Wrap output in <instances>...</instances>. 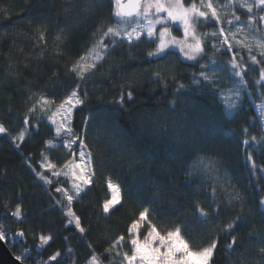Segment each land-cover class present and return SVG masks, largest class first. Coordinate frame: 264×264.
<instances>
[{"label":"trees","instance_id":"obj_1","mask_svg":"<svg viewBox=\"0 0 264 264\" xmlns=\"http://www.w3.org/2000/svg\"><path fill=\"white\" fill-rule=\"evenodd\" d=\"M222 1L212 0L217 7ZM183 2L188 6L193 0ZM194 2L206 10L200 0ZM113 11V0H72L70 5L0 0V124L7 129L0 135V224L15 234L23 231L26 246L42 264H89L93 255L101 264H121L117 252L131 254L128 243L105 250L121 235L127 240L128 227L148 208V219L162 233L179 225L194 248L216 240L210 264H264L259 251L264 247V128L257 108L264 101V83H256L264 57L257 56L253 66L241 57L244 51H228L214 38L205 41L202 57L189 62L174 50L149 56L157 40L129 44L116 38L104 60L81 80L69 69L91 48L97 28L106 31L113 24ZM246 13L236 11L241 18ZM216 28L212 20L204 26L208 32ZM233 57L246 85L234 75ZM232 86H243V96L229 115L221 95ZM73 89L85 102L74 110L72 127L92 153L95 175L68 205L55 191L67 188L66 182L59 178L57 183L40 165L46 156L59 170L71 156L46 144L61 137L46 114L28 109L41 95L59 103ZM22 130L20 141L15 137ZM38 172L53 183L46 184ZM109 180L119 185L122 200L105 213ZM230 193H239V199L229 203ZM17 207L19 219L11 215ZM69 207L80 217L83 233L69 223ZM41 235L52 239L41 246ZM233 236L237 243L228 249ZM56 252L57 261H49Z\"/></svg>","mask_w":264,"mask_h":264},{"label":"snow or ice","instance_id":"obj_2","mask_svg":"<svg viewBox=\"0 0 264 264\" xmlns=\"http://www.w3.org/2000/svg\"><path fill=\"white\" fill-rule=\"evenodd\" d=\"M67 4H72V0H65ZM260 5H264V0H258ZM114 11L113 17L116 19V24L107 27L106 31H102L101 28H97L100 32V36L95 40L92 47L89 48L84 55L80 56L75 63H73L69 69L70 72L75 73L77 77L81 80L86 78V75L94 71L104 59L109 48L117 43L116 38L122 35L126 36L129 42L135 38L139 41L141 38V31L137 28H133L131 32L121 31L120 25L125 22V18H130L132 16H147L154 9L156 14L166 13V17H160L156 21L149 22L146 27L147 36L152 38L155 35V25L162 24L166 25L170 20L173 23L179 22L183 29L184 39H177L171 34L169 27L165 26L159 30V43L157 44L156 50L154 52H149V56H160L166 52L170 46H176L179 51L183 53L188 60H197L202 57L205 53V46L203 43V37L197 35V25L203 22L212 20L216 23L220 22V17L217 14V9L213 6L212 0H207L205 4L204 0H200L203 7L207 8L208 11L201 10L194 0L188 6H185L183 0H113ZM241 7L245 5L241 4ZM142 9V11H141ZM69 9H66V11ZM247 11L250 13L252 11L251 6L247 7ZM210 14V15H209ZM239 20V17H236ZM261 19H264L262 17ZM231 23V21H229ZM95 35V33L93 34ZM213 36H221L222 40L219 44L226 45L228 50H231L233 45L229 42L228 36L225 34V29L220 28L219 33L213 32ZM40 39L44 40V32H40ZM57 40L60 39L59 36L56 37ZM213 47H216L214 44ZM260 47L264 48V43L260 44ZM252 60L254 63H259L256 57L253 56ZM205 67V65H201ZM231 68L233 69L234 75L239 78V85H246L247 81L244 79L243 72L237 70L239 65L235 63V57L231 62ZM199 76L203 78L204 81H209L210 77L204 71L199 73ZM264 81V71L260 72V80L256 83ZM198 82V81H197ZM79 86H77L78 88ZM180 87H183L181 85ZM87 93H84L86 97ZM127 96L129 99L132 97V93L128 92ZM239 87H234L228 90V94L224 97L223 103L227 111L232 112L239 107ZM84 99L81 97L77 89H73L71 93L65 97L62 101L57 103L54 99L48 98L44 95L39 96L35 103L28 109L29 113H36L37 109L41 113L47 115V119L55 126V132L57 137H69L70 139L64 140V146L71 149V146L79 140L80 146L86 147L83 139H80L75 130L72 127V113L73 110L84 104ZM121 103L123 102V96L121 97ZM55 106V107H53ZM261 118H264V106L260 108ZM59 117V119H57ZM25 124L29 123L28 118L24 120ZM7 129L0 124V133L6 132ZM246 131V130H245ZM26 134V130H22L16 139L23 141ZM255 141L256 137H252ZM245 144L248 143L247 140L244 141ZM46 144L49 147H55L52 141H47ZM76 153L73 152V156ZM251 160V156L248 157ZM200 166L205 168H211L210 164H205L204 161L199 162ZM41 168L51 172L52 177L59 178L63 176L71 184L70 188L63 186L56 187L55 191L61 193L64 198H66L68 205H71L74 198H77L81 191L85 189L90 183H92V178L95 175L92 166V153L80 151L79 152V162L76 159H69L63 165L59 166L53 163L48 157H43L41 162ZM252 168L255 169V163L252 164ZM38 176L46 184L53 183L52 179L42 173H37ZM57 183L59 180L57 179ZM108 189L111 193V198L106 200L103 204V211L108 213L113 210L118 204H120L122 197L120 194V187L118 184H113L111 180L107 181ZM239 199V193L228 194L229 203L233 200ZM59 203V201H57ZM264 203V201H262ZM200 215L203 217L208 216V212L204 209H200ZM71 219L69 223L74 222L75 227L80 230L81 233L84 232V228L81 227L80 217L68 208L66 213ZM13 217L20 218L21 212L20 208L17 207L14 212L11 213ZM149 209L145 208L139 213L138 219L133 220L128 227V238L126 240L124 235L119 236L112 246L106 249V252H111L112 249L120 247L122 248L125 243L130 245L129 252L122 253V264H210L214 251L217 248V241L213 240L209 245L194 248L188 239L182 234L181 227L177 225L174 230H168L162 233L151 220L148 219ZM146 225V231L141 234V229ZM226 228L231 230L234 228V222L229 223ZM16 236L21 239L24 238V232L18 231ZM6 233L3 230V226L0 225V241L6 240ZM52 239L51 236L41 235L39 237L40 245H47ZM237 243V238L232 237L231 243L228 245V249H232L233 245ZM264 253V247L259 250ZM121 253L117 252V255ZM60 256L59 252H56L49 257V261H57ZM25 257L17 256L18 261H22ZM89 264H100V261L95 255L92 256Z\"/></svg>","mask_w":264,"mask_h":264},{"label":"rangeland","instance_id":"obj_3","mask_svg":"<svg viewBox=\"0 0 264 264\" xmlns=\"http://www.w3.org/2000/svg\"><path fill=\"white\" fill-rule=\"evenodd\" d=\"M206 3H207V1L205 2V4ZM241 4L245 5V7H241ZM213 6L217 9V14L220 17V22L218 23V28H216L212 32L206 31L204 29V26L207 23V21H206V22H203V23L197 25V35L203 37V43H205L206 40L216 38L215 43L218 44L219 41L223 39V37H221L219 35L213 36L212 33L213 32L219 33V29L224 28L225 34L228 36L229 42L233 45V47L231 50H228L226 45H223V47L226 48L228 51H233L235 49H239V51H244V53L243 52L240 53L241 57L242 56L245 57L246 59H248L251 62L250 63L251 65L256 66V63L253 62L252 57L255 56L256 59L260 56L264 57V48L260 47V44L264 43V19H261L262 17H264V5H260L258 0H223L221 5H218V7L216 5H213ZM248 6H251V8H252V11L250 13L247 11ZM238 8H243L247 12L246 13L247 15H243L242 18L239 15H237L236 11ZM253 9L256 10V15L258 17H260L262 31L257 27V25H255V22H254L255 19L253 17V13H254ZM204 11H208V9L206 8V10H204ZM166 15H167L166 13L156 14L155 10L153 9L149 13L147 18H145V16L141 15V16H137L133 19H125V22L120 25L121 31H122V33L123 32H131L133 30V28H137V30L141 31L140 40L143 38H146L148 40H157L159 43V30L162 27L167 26V27H169L171 34L173 36H175L177 39H180V40L184 39L182 26L179 24V22L173 23L170 20L167 22L166 25L156 24L155 25V35L152 38H149L147 36V31L145 29H146L147 25L149 24V22L151 21L154 23L156 21V19H158L160 17H166ZM237 16L239 17V20L236 19ZM229 21H231V23H229ZM113 24H116V19L114 20ZM174 29H176L177 34L174 32ZM100 34L101 33L98 32L95 40L100 36ZM118 38L126 41L129 44L138 42L137 40H135V38H133V40L131 42H129L127 37L124 35H122L121 37H118ZM95 40H94V42H95ZM93 43H92V45H93ZM170 50H174V51L179 52L181 58L186 60V61H189V62L195 61V60L186 59L185 56L183 55V53H181L179 51V48L176 46H170L166 50V52L170 51ZM237 70H241V68H238ZM89 74H87L86 76H88ZM262 82L264 83V81H262ZM234 87H239V91H240L239 105H240V102H241V99L243 96V94H242L243 86H232L230 89H232ZM227 94H228V90L221 95L222 101ZM261 106H264V101H262L257 107L258 108V115L260 117L261 124L264 128V118H261V115H260ZM53 107H55V106H53ZM74 110H73V113H74ZM235 111L236 110H234L232 112H229V111H227V112L229 115H233L235 113ZM73 113H72V119H73ZM57 119H59V117H57ZM49 123L55 129V126L51 123V121H49ZM1 134H3V133H0V135ZM65 139H70V138L61 136V141H58L57 143L53 142V144L56 147L57 146L61 147L63 150H65L67 153H69L71 156V159H76L77 162H79V152L80 151H85L86 153L89 152L86 147L82 148L80 146L79 140H77V142L71 146V149L65 147L64 146V140ZM73 152L76 153L75 156H73ZM50 176L52 177V175H50ZM54 178H55V180L62 178L66 182L67 188L71 187L70 182L68 180H66L63 176H61L59 178H56V177H54ZM88 186H86L85 189ZM70 219L71 218L69 217V220ZM71 224H73L75 226L74 222H72ZM144 231H146V225L144 228L141 229V234H143ZM13 254H14V252H13ZM14 256L17 257V255H15V254H14ZM24 264H29V263H24ZM100 264H101V262H100ZM121 264H122V253H121ZM124 264H126V262H124Z\"/></svg>","mask_w":264,"mask_h":264},{"label":"built area","instance_id":"obj_4","mask_svg":"<svg viewBox=\"0 0 264 264\" xmlns=\"http://www.w3.org/2000/svg\"><path fill=\"white\" fill-rule=\"evenodd\" d=\"M3 230L6 233L7 239L4 240L7 246L14 252L15 255L25 257L22 262L29 264H42L40 257L33 252V250L26 246L25 236L23 239L11 232L5 223H2ZM1 225V224H0Z\"/></svg>","mask_w":264,"mask_h":264},{"label":"water","instance_id":"obj_5","mask_svg":"<svg viewBox=\"0 0 264 264\" xmlns=\"http://www.w3.org/2000/svg\"><path fill=\"white\" fill-rule=\"evenodd\" d=\"M141 3L143 4V0H141ZM135 17L137 16L134 15L130 18H125V19H133ZM0 264H24L22 261H18L16 259L13 252L7 246L4 240L0 241Z\"/></svg>","mask_w":264,"mask_h":264}]
</instances>
